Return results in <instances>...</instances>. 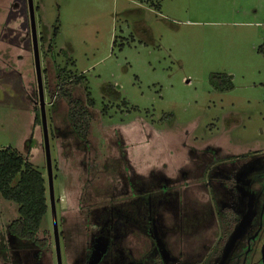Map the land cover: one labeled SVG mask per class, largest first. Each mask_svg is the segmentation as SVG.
Here are the masks:
<instances>
[{
    "label": "rangeland",
    "instance_id": "1",
    "mask_svg": "<svg viewBox=\"0 0 264 264\" xmlns=\"http://www.w3.org/2000/svg\"><path fill=\"white\" fill-rule=\"evenodd\" d=\"M32 2L61 263L152 264L160 252L163 264H244L261 224L246 258L260 264L264 0ZM58 69L86 79L73 97L86 87L94 101L88 144L51 93ZM213 74L232 89L214 88ZM37 111L27 0H0V149L47 186ZM17 217L0 196V264H57L50 209L42 251L9 233Z\"/></svg>",
    "mask_w": 264,
    "mask_h": 264
},
{
    "label": "trees",
    "instance_id": "2",
    "mask_svg": "<svg viewBox=\"0 0 264 264\" xmlns=\"http://www.w3.org/2000/svg\"><path fill=\"white\" fill-rule=\"evenodd\" d=\"M51 49L52 46L49 44L46 52L51 54ZM261 50L264 52V48ZM55 81L56 83L51 87V93H56L57 97L66 104L65 120H69L70 124H67L72 128L67 132L72 133L73 137L71 138L76 136V142L88 144L85 133L91 122L94 101L86 87L83 89L82 100L73 97V89L85 83L84 75H68L62 69H58ZM209 82L219 91L232 89L230 77L225 74H213L210 76ZM40 120V112L37 111L34 123L40 124ZM64 137L66 139H62V141L67 140L70 136ZM0 196L17 205L18 217L9 224V233L20 240L33 243L40 251L46 249L45 240L38 237L42 219L49 211L45 180L40 172L11 148L0 149ZM101 217L99 223L102 225L105 217L103 215ZM222 222L225 223L224 227H229L226 224L228 222H225L224 219ZM154 264H160V262Z\"/></svg>",
    "mask_w": 264,
    "mask_h": 264
},
{
    "label": "water",
    "instance_id": "3",
    "mask_svg": "<svg viewBox=\"0 0 264 264\" xmlns=\"http://www.w3.org/2000/svg\"><path fill=\"white\" fill-rule=\"evenodd\" d=\"M27 5H28V11H29L30 37H31L32 50H33L34 70H35V77H36V83H37L38 107H39V112H40L41 127H42L43 138H44V150H45V157H46V162H47V173H48L47 192H48L49 209H50L51 217H52L53 242L55 246L57 264H62L61 256H60V248H59L52 166H51L50 149H49V142H48V130H47L45 102H44L39 50H38V39H37V33H36V27H35L34 7H33L32 0H27ZM260 255H261L262 264H264V245L260 249Z\"/></svg>",
    "mask_w": 264,
    "mask_h": 264
},
{
    "label": "flooded vegetation",
    "instance_id": "4",
    "mask_svg": "<svg viewBox=\"0 0 264 264\" xmlns=\"http://www.w3.org/2000/svg\"><path fill=\"white\" fill-rule=\"evenodd\" d=\"M130 205L132 206V202H129V204H127V206H126V209H125V211L126 212H128L127 210L130 208ZM118 211V210H117ZM120 211V210H119ZM131 214L133 215V210H131ZM56 217H57V214H56ZM103 227V226H102ZM102 227L101 228H99V230H98V235H102L101 233H102ZM260 227H261V224H259V227L257 228L258 230H257V232H255V234L252 236V237H250L249 239H248V244L246 245V249H245V256H244V259H243V263L244 264H247L249 261H247V254L249 253V251H250V249H251V243H253V242H255V241H257V239H258V231L260 230ZM57 228H58V226H57ZM153 235L154 234H152V232H151V234H150V236H147L148 238H149V240H150V243H153L154 244V240L152 239L153 238ZM253 239V240H252ZM153 240V241H152ZM92 243H94L93 241H92ZM91 245V244H90ZM264 245V242H262V244H261V247ZM261 247H260V249H261ZM155 249H158L159 251H161L160 249H159V247L158 248H156V246H155ZM260 249H259V254H260ZM42 251V250H41ZM163 256V255H162ZM161 256V253L160 252H156L155 253V255H154V257H153V259H157V260H160V264H163L164 262H161V260H162V257ZM158 257H159V259H158ZM177 261V260H176ZM171 262H175V259H172V261ZM259 262H260V264H262V261H261V255L259 256ZM150 262H147L146 264H149ZM152 263V262H151ZM156 263V262H155ZM158 263V262H157ZM152 264H154V262L152 263ZM168 264V263H167ZM174 264V263H173Z\"/></svg>",
    "mask_w": 264,
    "mask_h": 264
}]
</instances>
